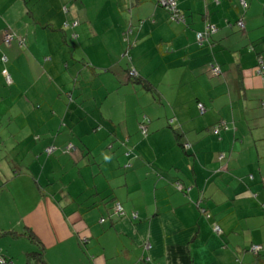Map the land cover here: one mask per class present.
Segmentation results:
<instances>
[{
  "label": "crops",
  "instance_id": "0c3cea01",
  "mask_svg": "<svg viewBox=\"0 0 264 264\" xmlns=\"http://www.w3.org/2000/svg\"><path fill=\"white\" fill-rule=\"evenodd\" d=\"M177 7L184 21L155 0H0V203L25 205L0 210V231L37 240L0 235L7 264L264 263V0ZM85 157H106L90 194ZM20 182L48 192L26 187L29 202Z\"/></svg>",
  "mask_w": 264,
  "mask_h": 264
},
{
  "label": "built area",
  "instance_id": "2783aa9c",
  "mask_svg": "<svg viewBox=\"0 0 264 264\" xmlns=\"http://www.w3.org/2000/svg\"><path fill=\"white\" fill-rule=\"evenodd\" d=\"M157 2L162 7H164L167 11H169V13L171 14V19L172 20H175V21H183L182 15H180L179 13H177V0H157ZM241 4H243L244 7L246 6V4H245L244 1H241ZM63 10L64 11H67L66 7H64ZM65 25H67V23H65ZM237 25L240 28H244V23H243L242 20H239L237 22ZM206 29H207L206 31H204V32H198L196 34V40L199 43L204 40L206 34L216 32V27L213 26V25L207 26ZM14 38H15V34L10 29H4L2 31V44L3 45L10 46L11 43L13 42ZM211 70L215 74H218L219 73V69L216 66H211ZM257 72L263 73V75H264V72H261L260 71V68H259V70H257ZM4 74H5L6 80L9 81L10 80L9 75L6 72ZM130 74L136 75L135 74V71H131ZM260 103L264 107V99L261 100ZM197 108H198V110H199L200 113H204L205 112V107H204V105L202 103H198L197 104ZM139 128L142 131V133H144L146 131L144 124H140L139 125ZM213 129H214L215 132L218 131L217 130L218 129L217 126L214 127ZM183 146L186 148V147L189 146V144L188 143H184ZM52 150H53V147H47L46 148V152H48V153L51 152ZM70 150L71 151L74 150V146L69 143L66 146V151H70ZM178 188H180V185L178 186ZM115 213L117 215H123L124 214V211H123L122 207L119 204H117L116 207H115ZM132 217L136 218L137 217V213H135V212L132 213ZM213 230L216 231V232H218L220 230V227L217 224H214L213 225ZM261 248H262L261 245H252L250 249H251V251H254L255 253H257V252H259L261 250ZM0 263H2V264H5L6 263L7 264L8 261H6L5 258H3V257L0 256Z\"/></svg>",
  "mask_w": 264,
  "mask_h": 264
},
{
  "label": "rangeland",
  "instance_id": "374dc122",
  "mask_svg": "<svg viewBox=\"0 0 264 264\" xmlns=\"http://www.w3.org/2000/svg\"><path fill=\"white\" fill-rule=\"evenodd\" d=\"M214 130V129H213ZM107 157L108 158H111V159H114L115 161H116V159L113 157V156H111V155H107ZM86 161H89V162H92V163H90V164H88V165H86V166H82L81 167V171H82V173H81V177L83 178V179H85V181H83L82 182V185H84L83 186V188H84V190L86 191V192H88L89 194L92 192V184H93V177H92V171H91V168L93 167V166H96L95 165V163L94 162H102V161H104V160H106V157L104 158V157H101V158H98V159H93V158H91V157H85L84 158ZM84 160V161H85ZM84 161L82 162V165H84ZM79 168H80V166H78ZM18 170V174H20V175H23V174H28L29 173V171L26 169V168H24V167H21L20 169H17ZM86 172L89 174V177L87 176V174H86ZM90 172V173H89ZM54 175H56L57 174V170L56 169H54V173H53ZM59 174V173H58ZM61 177H63V180L64 181H62V182H66L67 181V177L62 173L61 174ZM57 178H59V176H57L56 177V180L58 181L59 179H57ZM85 182V183H84ZM61 184H63V183H61ZM19 189H20V191H21V193L23 194H26L28 197V201L29 202H33V197L31 196V192H29L27 189H26V187H28V188H30V190L32 191V192H34L35 190H38V188L41 190V193H43V192H48V187H46V186H41V187H39L38 185H36V184H34V188H33V186L31 185V184H23V182H20V184H18V186H17ZM76 185H72V189L73 190H76V189H79V187H77ZM16 189V188H15ZM6 190L4 189V190H2L0 193H2V192H5ZM23 194V195H24ZM86 194V193H85ZM86 195H88V194H86ZM88 197V196H87ZM20 199H22V198H20V196L18 195V196H15V198L14 197H12V195H7V197L6 198H4L3 200H2V202L0 203V210H4V208L5 209H8L9 211H14V212H16L17 211V209H18V207L22 210L24 207H25V205H23V204H21V201H20ZM19 205V206H17V204ZM29 204V203H28Z\"/></svg>",
  "mask_w": 264,
  "mask_h": 264
},
{
  "label": "trees",
  "instance_id": "16d2710c",
  "mask_svg": "<svg viewBox=\"0 0 264 264\" xmlns=\"http://www.w3.org/2000/svg\"><path fill=\"white\" fill-rule=\"evenodd\" d=\"M156 1V3H157V5H159L160 7H162L158 2H157V0H155ZM162 8H164V7H162ZM66 9H67V7H66ZM165 9V8H164ZM166 10V9H165ZM64 11V10H63ZM167 11V10H166ZM64 12H66V11H64ZM168 12V14H169V19H171V14L169 13V11H167ZM177 13H179L180 15H182V18H183V21H184V17H183V14H182V12L180 11V9L177 7ZM172 20V19H171ZM65 23H67V25H65ZM75 23V24H74ZM78 24V20L77 19H73V20H71V21H64V23H63V28L62 29H66V28H73V27H75L76 25ZM207 29H205L204 31H206ZM203 31V32H204ZM215 33V32H214ZM214 33H208V34H206L205 35V38H204V40L202 41V42H198L197 40H196V43L199 45V46H202V45H204L205 43H209L210 42V39H211V36L214 34ZM16 38V37H15ZM15 38H14V40H15ZM252 49V48H251ZM128 60L130 59V55L128 54V51H125V55H124ZM257 58L259 59V62H260V66H262V68H260V71L261 72H264V60H263V57H261L260 58V55L259 56H257ZM209 64V71L211 72V74L212 75H220L221 74V68H220V66L216 63V62H210V63H208ZM211 66H216V67H218V69H219V73L218 74H215V73H213L212 72V70H211ZM131 71H133V70H131ZM131 71H129L128 72V76L129 77H133V79H132V81L133 82H136V83H144L138 76H137V73L135 72V74L136 75H134V74H130V72ZM260 74H263V73H260ZM135 76V77H134ZM147 86V85H146ZM148 88H149V86H147ZM214 127H216V125H214L213 126V128ZM140 129V128H139ZM142 132V131H141ZM174 133H175V135L178 137V138H180L181 137V134L177 131V129H174ZM143 134H146V131L143 133ZM179 142H180V139H179ZM69 144V143H68ZM67 144V145H68ZM70 144H72V143H70ZM181 144H182V146H183V144H184V142H181ZM73 145V144H72ZM74 146V145H73ZM64 147H66V146H64ZM66 149V148H65ZM74 149H76L75 147H74ZM66 151V150H65ZM66 152H72L71 150L70 151H66ZM180 185V188H178V186ZM175 187L177 188V189H182L183 187H182V185L180 184V183H175ZM0 188H1V185H0ZM117 204H119V203H115L114 204V206H113V211H115V207H116V205ZM120 205V204H119ZM121 206V205H120ZM2 234H10V235H14V236H17V235H25V236H27L30 240H32V241H37L35 238V236H34V234L33 233H31V232H26V233H17V232H15V231H0V235H2ZM251 247H249V250L251 251V249H250ZM262 249V248H261ZM252 253H254V254H258L259 252H257V253H255L254 251H251ZM42 252H29L28 254H27V259H35V261H36V263H38V262H42ZM6 259V261H10L8 258H5ZM26 264H29V262L28 263H26ZM256 264H264V263H261L260 261H258L257 260V262H256Z\"/></svg>",
  "mask_w": 264,
  "mask_h": 264
},
{
  "label": "clouds",
  "instance_id": "9594fccd",
  "mask_svg": "<svg viewBox=\"0 0 264 264\" xmlns=\"http://www.w3.org/2000/svg\"><path fill=\"white\" fill-rule=\"evenodd\" d=\"M184 147V146H183ZM185 148V147H184Z\"/></svg>",
  "mask_w": 264,
  "mask_h": 264
}]
</instances>
